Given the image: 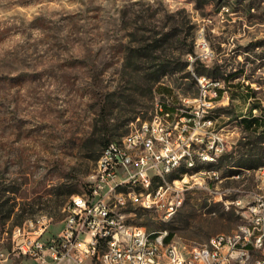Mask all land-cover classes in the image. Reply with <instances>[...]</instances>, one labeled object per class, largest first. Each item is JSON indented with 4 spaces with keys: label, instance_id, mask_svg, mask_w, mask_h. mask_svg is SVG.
<instances>
[{
    "label": "rangeland",
    "instance_id": "obj_1",
    "mask_svg": "<svg viewBox=\"0 0 264 264\" xmlns=\"http://www.w3.org/2000/svg\"><path fill=\"white\" fill-rule=\"evenodd\" d=\"M202 38L213 57L188 67ZM196 76L231 82L214 102L222 132L242 131L217 165L223 181L185 191L168 219L123 209L191 250L245 222L264 168V124L241 122L264 118V0H0V264L20 262L13 231L26 220L47 216V237L59 234L103 149L158 104L196 98Z\"/></svg>",
    "mask_w": 264,
    "mask_h": 264
},
{
    "label": "built area",
    "instance_id": "obj_2",
    "mask_svg": "<svg viewBox=\"0 0 264 264\" xmlns=\"http://www.w3.org/2000/svg\"><path fill=\"white\" fill-rule=\"evenodd\" d=\"M198 48L200 53L188 55V63L213 57L203 38ZM228 83L217 84L224 94ZM198 90L199 95L183 100L182 106L167 104L173 110L158 104L150 120H140L121 141L103 149L95 168L101 171V178H92L88 189L72 198L59 234L47 237L51 224L47 216L17 226L13 231V254L20 259L17 264H264V170H253L257 172L256 188L244 205L245 217L259 229L258 239H250L245 227L239 226L244 236L211 237L199 250H191L169 242L168 232L151 238V232L126 220L123 209L136 203L147 210L161 211L168 219L180 208V195L185 191L207 189V182L223 181L220 174L195 170L182 173L177 193L161 185L162 175L170 172L174 162L188 164L196 161V155L223 157L239 141L241 130L220 134V126L227 125H219L217 107L210 102L213 86L201 82ZM205 114H214V121H205ZM122 145L141 147V154H121ZM250 172L237 173L236 177ZM125 187H132V194H125ZM142 232L150 233L149 245H142Z\"/></svg>",
    "mask_w": 264,
    "mask_h": 264
},
{
    "label": "bare ground",
    "instance_id": "obj_3",
    "mask_svg": "<svg viewBox=\"0 0 264 264\" xmlns=\"http://www.w3.org/2000/svg\"><path fill=\"white\" fill-rule=\"evenodd\" d=\"M194 62H189V65L192 66ZM193 69V68H192ZM199 78L197 80L198 89L201 88V82L204 83L205 86H213V94H210V102H216L220 98V91H224L221 85L224 84L225 79H210L205 76H196ZM205 121H214V118L210 114H205ZM223 129H220V134H224ZM121 154L127 156H135L137 154H141V147H133L132 145H122L121 146ZM222 157L215 156H204L196 155V161L187 162H174V164L170 165V172L164 173L161 177V185L167 186L170 189V193H177L176 184L179 183V180L182 179V173L195 172V170H207L210 174H219V170L217 169V165L219 160ZM99 165V160L98 164ZM259 170H264V168H260ZM247 177L249 175H246ZM236 177V174L231 177L237 180H241L244 177ZM92 178H101V171H95ZM214 184V182H207V189H209L210 184ZM125 194H132V187H125ZM183 203V194L180 195V207ZM67 210V209H66ZM46 216H40L37 219H45ZM240 226H244L247 235H249L250 239H258L259 238V229H255V223L252 219H247L245 217V222ZM233 236H244V229H236L234 232L229 234H218L213 237H221L228 238ZM151 238H160V233H151ZM169 242H175L174 239L168 240ZM150 242V233L142 232V245H149ZM176 243V242H175ZM199 250V249H198Z\"/></svg>",
    "mask_w": 264,
    "mask_h": 264
},
{
    "label": "trees",
    "instance_id": "obj_4",
    "mask_svg": "<svg viewBox=\"0 0 264 264\" xmlns=\"http://www.w3.org/2000/svg\"><path fill=\"white\" fill-rule=\"evenodd\" d=\"M212 79H215V78H212ZM230 85H231V83H228V87ZM220 93H221L220 94V97H221L223 94V91H220ZM164 108L166 110H173V107L167 105L166 103H164ZM241 122H242L243 129L245 131L255 132L256 129L260 128V126L264 124V118H257L256 117V118H253L250 120L243 119ZM173 238H174V233L173 232L168 233L167 240H172Z\"/></svg>",
    "mask_w": 264,
    "mask_h": 264
},
{
    "label": "crops",
    "instance_id": "obj_5",
    "mask_svg": "<svg viewBox=\"0 0 264 264\" xmlns=\"http://www.w3.org/2000/svg\"><path fill=\"white\" fill-rule=\"evenodd\" d=\"M219 103H220V101L218 100L217 104L220 105Z\"/></svg>",
    "mask_w": 264,
    "mask_h": 264
}]
</instances>
